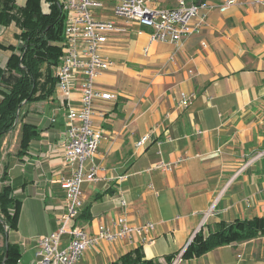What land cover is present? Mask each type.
<instances>
[{
	"label": "crops",
	"instance_id": "1",
	"mask_svg": "<svg viewBox=\"0 0 264 264\" xmlns=\"http://www.w3.org/2000/svg\"><path fill=\"white\" fill-rule=\"evenodd\" d=\"M138 29L131 24L110 34L102 49L114 61L95 81L98 91L114 97L96 99L92 116L104 135L94 163L105 179L82 184L75 223L91 235L118 216L153 228L130 240L99 239L77 264H110L135 248L146 259L172 256L171 264H264V236L181 257L199 230L207 235L235 219L264 216V155L252 156L264 151V5L242 1L211 11L207 25L179 45L150 41ZM18 32L13 23L0 25V42L15 44ZM7 53L0 49L1 65ZM181 92L194 94L187 107L179 104ZM79 96L76 87L74 102ZM62 98L56 86L40 101L50 108L24 110L39 138L25 155L15 152L8 169L21 198L10 239L22 251L34 250V239L56 227L65 205L58 183L69 174ZM144 135L148 140L137 146ZM160 161L173 167L154 168Z\"/></svg>",
	"mask_w": 264,
	"mask_h": 264
},
{
	"label": "built area",
	"instance_id": "2",
	"mask_svg": "<svg viewBox=\"0 0 264 264\" xmlns=\"http://www.w3.org/2000/svg\"><path fill=\"white\" fill-rule=\"evenodd\" d=\"M164 0H59L65 14L63 46L59 63L55 66L57 88L63 96L65 108L64 160L69 174L58 180L65 194V205L56 218V227L48 234L34 239L33 264H77L83 253L97 244L99 239L113 241L131 239L133 233L142 237L153 224L134 225L118 216L111 227L99 226L96 235L88 234L75 220L83 207L82 184L98 182L105 177L98 174L94 163L99 144L104 137L93 123L94 101L108 100L114 95L100 92L95 86L98 75L114 66V61L103 56L102 49L112 33H124L131 24L136 31H147L150 41L170 42L176 45L193 36L207 25L211 11L224 12L242 1L250 6L264 5V0H222L219 3L200 0H174L172 6H162ZM204 45V44H203ZM144 48V52H146ZM175 51L171 54L173 59ZM79 88V101L72 98L73 89ZM179 104L187 107L193 93L181 92ZM200 133V131H198ZM148 135L137 141L142 146ZM258 153L255 157L263 155ZM182 158L178 161H181ZM171 163L162 161L154 168L169 170ZM125 175H117L123 180ZM124 203V201H122ZM213 205L210 206L209 213ZM176 261V260H175ZM174 261V262H175ZM173 262V263H174Z\"/></svg>",
	"mask_w": 264,
	"mask_h": 264
},
{
	"label": "trees",
	"instance_id": "3",
	"mask_svg": "<svg viewBox=\"0 0 264 264\" xmlns=\"http://www.w3.org/2000/svg\"><path fill=\"white\" fill-rule=\"evenodd\" d=\"M0 25L14 24L19 32L15 44L0 42L7 53L0 64V157L3 137L19 124V145L15 156L26 154L29 145L39 138L35 121L26 118L25 105L51 98L56 90L55 66L63 46L65 14L58 0H0ZM10 161L2 164L0 174V264H16L20 260L19 245L10 233L17 229L21 198L8 177ZM264 236V216L235 219L204 235L197 231L181 254L189 258L218 246ZM6 255V257H5ZM172 256L146 259L138 248L120 255L110 264H171Z\"/></svg>",
	"mask_w": 264,
	"mask_h": 264
},
{
	"label": "rangeland",
	"instance_id": "4",
	"mask_svg": "<svg viewBox=\"0 0 264 264\" xmlns=\"http://www.w3.org/2000/svg\"><path fill=\"white\" fill-rule=\"evenodd\" d=\"M25 0H16L17 5H23ZM59 1V0H58ZM61 3V2H60ZM0 5H2V2L0 1ZM2 95L0 91V96ZM43 106L45 105L44 102L39 103H31L24 106L23 110H34L35 108L43 109ZM47 108H50L47 106ZM29 109V110H28ZM19 124L16 126V128L13 131H10L7 133L2 140L1 143V157H0V174L2 169V164L9 160L10 162L13 160L12 155L17 151L18 145H19V137H20V131H19ZM264 152L262 148H258L253 152L252 156L258 155V153ZM264 155V154H263ZM10 156V158H9ZM10 236V235H9ZM34 261V250L27 249V250H21L20 260L16 264H33Z\"/></svg>",
	"mask_w": 264,
	"mask_h": 264
},
{
	"label": "water",
	"instance_id": "5",
	"mask_svg": "<svg viewBox=\"0 0 264 264\" xmlns=\"http://www.w3.org/2000/svg\"><path fill=\"white\" fill-rule=\"evenodd\" d=\"M5 257H6V255H5Z\"/></svg>",
	"mask_w": 264,
	"mask_h": 264
}]
</instances>
